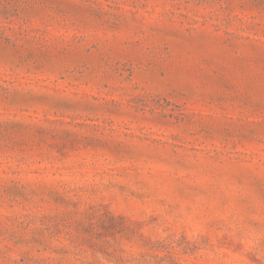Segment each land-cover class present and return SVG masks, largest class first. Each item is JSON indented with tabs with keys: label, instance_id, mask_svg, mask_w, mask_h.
Here are the masks:
<instances>
[{
	"label": "rangeland",
	"instance_id": "obj_1",
	"mask_svg": "<svg viewBox=\"0 0 264 264\" xmlns=\"http://www.w3.org/2000/svg\"><path fill=\"white\" fill-rule=\"evenodd\" d=\"M0 264H264V0H0Z\"/></svg>",
	"mask_w": 264,
	"mask_h": 264
}]
</instances>
